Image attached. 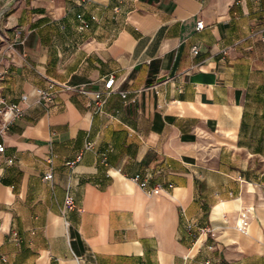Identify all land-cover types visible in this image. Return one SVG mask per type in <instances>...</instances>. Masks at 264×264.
Listing matches in <instances>:
<instances>
[{
    "label": "crops",
    "instance_id": "obj_1",
    "mask_svg": "<svg viewBox=\"0 0 264 264\" xmlns=\"http://www.w3.org/2000/svg\"><path fill=\"white\" fill-rule=\"evenodd\" d=\"M263 38L264 0H0V264H264Z\"/></svg>",
    "mask_w": 264,
    "mask_h": 264
},
{
    "label": "built area",
    "instance_id": "obj_2",
    "mask_svg": "<svg viewBox=\"0 0 264 264\" xmlns=\"http://www.w3.org/2000/svg\"><path fill=\"white\" fill-rule=\"evenodd\" d=\"M89 0H81L82 3H85ZM77 18L79 20V29H84L88 26V21L87 19H85L83 17V15L81 13L77 14ZM203 27V22L201 20H198L196 22V28L197 29H200ZM263 41H264V38H263ZM113 82H114V76L112 74H110L105 80H104V84H103V88L100 89V90H97L93 93V98H94V103L96 105V109L97 110H100L101 109V106L103 105L104 101H105V96L107 94H109L112 89H113ZM55 86V83L52 82L49 84V89L48 91H45V90H42V89H38V93L50 100L52 98V88ZM62 88H65V89H69L71 88L70 85H67V84H61ZM82 91H84L83 89H81ZM121 96H125V92L124 91H121L120 92ZM21 114V109L14 103L12 102H8L6 97L0 93V117L3 121V128L4 129H7L9 123L16 117H18L19 115ZM87 148H89L91 146V143L90 142H87L86 145H85ZM5 148V145L3 142H0V152H2ZM8 162H11L12 161V158H8L7 159ZM52 176V173L51 171H48L46 172L43 177L45 179H50ZM131 179L133 181H135L139 187L143 188V189H146L148 192H151L154 187L150 188V187H147V183H146V180L142 178L141 174L140 173H135ZM74 206V200H73V197L71 195L70 192H67L66 195H65V199H64V204H63V207H62V214L65 215L70 209H72ZM195 224L194 223H188L186 225L187 229H188V232L191 233L192 231V228ZM202 264H222L221 261H212L210 258H207L205 259Z\"/></svg>",
    "mask_w": 264,
    "mask_h": 264
}]
</instances>
